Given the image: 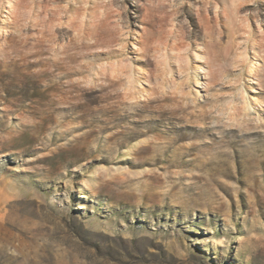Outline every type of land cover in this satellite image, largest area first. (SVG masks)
Wrapping results in <instances>:
<instances>
[{"label":"rangeland","instance_id":"obj_1","mask_svg":"<svg viewBox=\"0 0 264 264\" xmlns=\"http://www.w3.org/2000/svg\"><path fill=\"white\" fill-rule=\"evenodd\" d=\"M0 264H264V0H0Z\"/></svg>","mask_w":264,"mask_h":264}]
</instances>
